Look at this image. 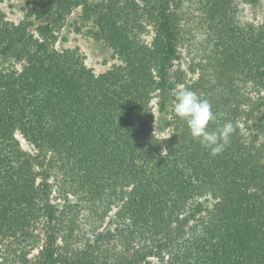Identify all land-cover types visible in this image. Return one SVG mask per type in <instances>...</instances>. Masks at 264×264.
Masks as SVG:
<instances>
[{"label":"trees","instance_id":"trees-1","mask_svg":"<svg viewBox=\"0 0 264 264\" xmlns=\"http://www.w3.org/2000/svg\"><path fill=\"white\" fill-rule=\"evenodd\" d=\"M33 1L19 22L0 7V264H264V20L238 14L261 0H189L213 61L196 81L176 68L186 0ZM79 7L118 59L104 72L57 47ZM178 86L211 103L210 130L232 123L221 153L168 108Z\"/></svg>","mask_w":264,"mask_h":264},{"label":"rangeland","instance_id":"rangeland-1","mask_svg":"<svg viewBox=\"0 0 264 264\" xmlns=\"http://www.w3.org/2000/svg\"><path fill=\"white\" fill-rule=\"evenodd\" d=\"M33 0H0V7L6 13L9 20L19 22L24 17V8L31 7ZM183 28L185 30V39L181 45L182 58L177 62L176 68L180 67L185 71L186 80H198L201 73L206 76L212 75L211 46L207 41V31L200 24V11L196 5L186 0L183 5ZM191 11V12H189ZM238 14L242 22L261 23L264 20V0L259 4H249L239 1ZM92 23H87L81 19V8L75 9L66 20L64 28L60 32V38L57 43L59 49L76 50L85 57L88 66L93 67L96 73H101L110 68L118 59L114 57L113 50L108 47L103 40H98L88 31L92 28ZM153 35L151 27L144 34L145 39L150 40ZM197 64V65H196ZM198 64L200 68H198ZM195 67L194 71L192 68ZM210 78V77H209ZM158 98L153 100V109L156 115L155 130L160 137H165L169 133L167 121L170 116L167 112L159 109ZM175 102L169 100L168 108L174 107ZM173 104V105H172ZM25 149L33 151V148L23 138H20ZM55 175V174H54ZM54 181V191H58V184ZM57 193V192H56ZM56 195V194H54ZM57 204L62 205L64 200L53 198ZM73 202L77 197L71 195ZM81 229L78 231L80 238L85 240L86 233L96 224L95 219L90 216L88 209L84 208L79 214ZM108 221V220H107ZM37 251L34 250L33 254ZM33 254L31 256H33Z\"/></svg>","mask_w":264,"mask_h":264},{"label":"clouds","instance_id":"clouds-1","mask_svg":"<svg viewBox=\"0 0 264 264\" xmlns=\"http://www.w3.org/2000/svg\"><path fill=\"white\" fill-rule=\"evenodd\" d=\"M174 111L178 117L186 121L191 136L209 149L212 155H217L224 150L233 132V125L231 122H226L222 127L210 130L209 124L217 120V114L207 99L200 98L188 88L178 86Z\"/></svg>","mask_w":264,"mask_h":264}]
</instances>
